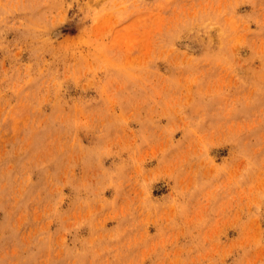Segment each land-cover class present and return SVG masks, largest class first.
Listing matches in <instances>:
<instances>
[{
	"label": "rangeland",
	"instance_id": "rangeland-1",
	"mask_svg": "<svg viewBox=\"0 0 264 264\" xmlns=\"http://www.w3.org/2000/svg\"><path fill=\"white\" fill-rule=\"evenodd\" d=\"M0 264H264V0H0Z\"/></svg>",
	"mask_w": 264,
	"mask_h": 264
}]
</instances>
